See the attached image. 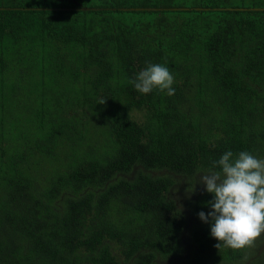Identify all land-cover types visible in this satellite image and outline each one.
Instances as JSON below:
<instances>
[{
    "label": "trees",
    "instance_id": "obj_1",
    "mask_svg": "<svg viewBox=\"0 0 264 264\" xmlns=\"http://www.w3.org/2000/svg\"><path fill=\"white\" fill-rule=\"evenodd\" d=\"M226 151L264 159V0H0V264H264L178 203Z\"/></svg>",
    "mask_w": 264,
    "mask_h": 264
},
{
    "label": "clouds",
    "instance_id": "obj_2",
    "mask_svg": "<svg viewBox=\"0 0 264 264\" xmlns=\"http://www.w3.org/2000/svg\"><path fill=\"white\" fill-rule=\"evenodd\" d=\"M130 83L142 94L153 89L166 91L169 96L175 92L174 76L162 64H148ZM104 102L105 99L99 101ZM213 165L220 170H210L199 179L213 194L207 202L211 210L200 211L198 216L210 224V235L219 241L217 248L252 246L264 232V159L247 151L235 155L226 151Z\"/></svg>",
    "mask_w": 264,
    "mask_h": 264
},
{
    "label": "rangeland",
    "instance_id": "obj_3",
    "mask_svg": "<svg viewBox=\"0 0 264 264\" xmlns=\"http://www.w3.org/2000/svg\"><path fill=\"white\" fill-rule=\"evenodd\" d=\"M140 169H142V167ZM202 174H205V173H203V172L200 173L199 177ZM179 184H182V183L180 182ZM203 189L206 190V186L203 185L202 183H200L199 181L197 183H195L194 192L190 191L189 189L186 190L182 185L174 186V191L178 194V203L188 213L189 217L191 218V221L194 219L190 213V207H192L193 196L199 200V196H197L196 194H198L200 192V190H203ZM187 192H188V194H187ZM184 239L186 240L187 236H184ZM192 248L193 247L189 244V246L187 248V252H190L192 250Z\"/></svg>",
    "mask_w": 264,
    "mask_h": 264
}]
</instances>
